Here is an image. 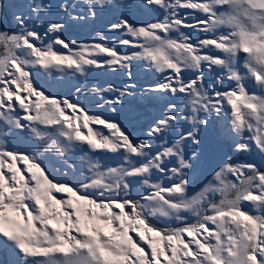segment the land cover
I'll use <instances>...</instances> for the list:
<instances>
[{
	"label": "snow or ice",
	"instance_id": "obj_1",
	"mask_svg": "<svg viewBox=\"0 0 264 264\" xmlns=\"http://www.w3.org/2000/svg\"><path fill=\"white\" fill-rule=\"evenodd\" d=\"M0 264H264V0H0Z\"/></svg>",
	"mask_w": 264,
	"mask_h": 264
},
{
	"label": "rangeland",
	"instance_id": "obj_2",
	"mask_svg": "<svg viewBox=\"0 0 264 264\" xmlns=\"http://www.w3.org/2000/svg\"><path fill=\"white\" fill-rule=\"evenodd\" d=\"M80 42H90V41L81 40ZM134 71H136V69H134ZM67 87H71V85H68Z\"/></svg>",
	"mask_w": 264,
	"mask_h": 264
}]
</instances>
